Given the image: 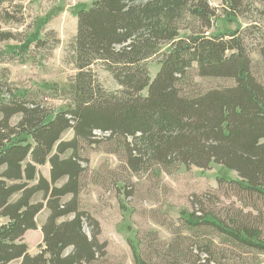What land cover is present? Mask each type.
<instances>
[{
	"label": "trees",
	"instance_id": "obj_1",
	"mask_svg": "<svg viewBox=\"0 0 264 264\" xmlns=\"http://www.w3.org/2000/svg\"><path fill=\"white\" fill-rule=\"evenodd\" d=\"M222 3L228 21L249 23L211 32L217 9L210 0H93L77 12V71L67 89L43 83L63 98L61 107L1 68L0 264H93L107 255L99 222L80 209L93 149L115 155L132 176L161 179L182 166L218 164L239 177H221L219 192L196 197L170 241L145 232L134 249L137 264H244L264 254V72L253 59L257 52L264 67V0ZM13 4L0 0V20L11 21ZM21 35L0 25V42L20 43L9 55L27 60L46 37L32 42ZM153 58L159 70L151 77ZM97 63L119 90L101 84ZM47 164L49 179L40 170ZM222 196L241 206L232 200L218 209ZM45 209L43 243L33 255L25 235L38 229Z\"/></svg>",
	"mask_w": 264,
	"mask_h": 264
},
{
	"label": "rangeland",
	"instance_id": "obj_2",
	"mask_svg": "<svg viewBox=\"0 0 264 264\" xmlns=\"http://www.w3.org/2000/svg\"><path fill=\"white\" fill-rule=\"evenodd\" d=\"M13 1V8L9 11L12 19L8 22L0 20L2 30L21 33L23 40L28 38L32 42L37 38H46L41 48L34 49V44L32 45L33 50L27 60L9 55L20 45L18 40L1 41L0 54L2 53L1 59L4 62H0V70H9L11 79L25 90L44 91V96L49 95L46 99L49 103L61 107L63 98L45 89L43 83H57L60 90L67 89L68 78L77 71L71 52V44L77 32V12L90 8L93 0ZM210 3L217 9V27L211 32L233 31L244 28L249 23L248 19L228 21L223 14L222 0H210ZM5 7H8V3L1 5L2 9ZM186 34L187 30L181 32L182 36ZM56 39L60 41L54 46ZM249 41L251 42V38ZM164 50H168V46ZM253 59L256 71L262 74L264 67L257 52L253 54ZM157 61L156 58L150 61L151 77L159 70ZM93 69L107 90H119L118 83L101 63H97ZM142 93L146 95L147 90ZM70 136L71 134L68 135ZM89 156L90 165L81 184L80 209L99 222L100 240L108 243L107 255L93 264H137L134 249L138 252V241L145 232H155L159 240L170 241L174 238L176 229H182V210L192 211L196 197L210 194L214 190L219 192L218 179L221 177L239 180L236 172L218 164H212L206 169L182 166L172 174H163L161 179L150 178L147 174L143 177L132 176L111 153L93 149ZM40 170L49 179L50 165L41 166ZM114 172L116 173L113 175ZM118 177L126 179L127 184L122 181L116 184L115 178ZM232 200L236 202V208L241 206L236 199L222 196L218 209L230 206ZM48 214L47 209L43 210L37 217L38 229L29 230L25 235V242L33 255L40 251L39 245L43 243L41 225ZM261 218L264 227V214ZM84 228L90 234V228L87 225ZM258 260L264 264V254L255 256L244 264H256ZM10 264H19V261Z\"/></svg>",
	"mask_w": 264,
	"mask_h": 264
},
{
	"label": "water",
	"instance_id": "obj_3",
	"mask_svg": "<svg viewBox=\"0 0 264 264\" xmlns=\"http://www.w3.org/2000/svg\"><path fill=\"white\" fill-rule=\"evenodd\" d=\"M214 24H216V22H214Z\"/></svg>",
	"mask_w": 264,
	"mask_h": 264
}]
</instances>
